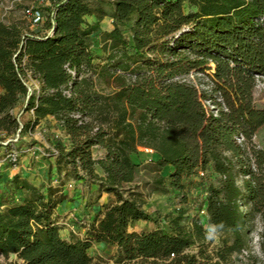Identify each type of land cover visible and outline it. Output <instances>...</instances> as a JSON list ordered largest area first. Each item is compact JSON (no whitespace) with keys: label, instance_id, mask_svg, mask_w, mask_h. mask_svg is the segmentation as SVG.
<instances>
[{"label":"trees","instance_id":"trees-1","mask_svg":"<svg viewBox=\"0 0 264 264\" xmlns=\"http://www.w3.org/2000/svg\"><path fill=\"white\" fill-rule=\"evenodd\" d=\"M50 1L43 27L53 28L51 35L0 18V141L53 115L70 141L57 142L50 153L59 176L65 171L91 182L116 201L91 222L90 237L66 239L56 208L68 195L15 173L5 181L13 192L0 201L3 257L15 254L20 264H93L94 240L116 245L118 262L261 264L239 255L257 219L264 235V146L255 141L264 106L254 101L256 74L264 75V0H109L115 27L100 32L104 55L93 50V35L109 13L89 0ZM93 13L99 21L90 23L86 16ZM127 23L128 35L121 28ZM207 69L211 93L176 79ZM31 81L39 88L31 91ZM217 93L227 109L215 117L203 99ZM20 103L34 111L33 119L20 123L13 112ZM95 146L105 150L102 156L94 155ZM139 147L154 151L159 168L172 167L169 184L180 191L185 177L215 175L203 203L208 226L222 235L211 252L205 225L194 218L187 226L182 207L166 216L169 231L128 230L154 219L131 186Z\"/></svg>","mask_w":264,"mask_h":264},{"label":"rangeland","instance_id":"rangeland-1","mask_svg":"<svg viewBox=\"0 0 264 264\" xmlns=\"http://www.w3.org/2000/svg\"><path fill=\"white\" fill-rule=\"evenodd\" d=\"M89 1H91L94 8H100L109 13V15L113 12V7L109 0ZM47 2L44 4H47ZM35 4L41 5L35 0H0V17L6 21L16 20L23 24H28L30 22L24 15L23 10L25 7ZM185 8L188 9L189 6L186 5ZM121 28L127 35L130 33L129 23L122 25ZM101 43H103V40L96 38V40H93L92 46L96 52L104 55L103 44ZM211 65L214 64L211 63ZM197 71L208 74L211 69H207L208 72ZM98 82L100 86L105 87L102 79L98 80ZM196 82L199 86L201 83H208L204 78L197 79ZM31 86L33 88L32 84ZM109 90L108 88L106 89V91ZM254 101L257 107L264 106V76L259 79L254 88ZM17 113L22 117L21 120L23 122L27 121L25 116L28 112L17 111ZM55 130H57V127L52 124H46L44 127L34 126L30 131L20 132L13 142L10 141L13 136L6 139L9 141L6 146L0 147V156H5L10 149L15 148L20 151V160L16 166H11L7 161L0 170V175L1 177L3 176L0 181V201L6 202L7 195L13 192L10 184L5 181L13 177L16 172L19 173L21 170L27 172L25 175L29 176L31 180L34 178H36L34 180H38L37 177H40L41 180L37 181L40 188L46 191V188L51 185L56 189H61L59 193L63 192L68 195L69 199L64 200L56 208L62 236L70 239L75 235L85 239L90 237L89 226L91 222L98 214L104 211L105 204H111L116 201V196L112 193H99L97 188L92 189L91 182L84 183L80 179L67 175L65 171L59 176L57 169L48 159L51 156V150L55 149L52 147V140L57 139L54 137ZM255 141L260 146H264V125L257 131ZM157 158L154 151L146 147H139L138 151L132 154V159L137 164L138 169L136 180L131 186L134 187V191L142 202L143 207L151 212L154 219L151 221H135L128 230L130 232H144L162 226L169 231L170 224L165 221L166 216L174 213L178 207H182L186 211L185 224L187 226L191 225L194 218H198L205 225L206 246L208 251L211 252L214 247L220 244L222 235L208 226V216L203 203L207 194V186L211 180H214L215 175L209 170L205 171L204 175L200 173V175L185 177L183 179L185 188L180 191L169 184L172 167L159 168L156 163ZM41 168H43L42 173ZM207 173L210 175L205 176ZM201 176H205V178ZM20 194L22 192H17V195ZM262 231V221L257 219L251 232L248 255H244L246 257L245 261L252 255L261 264H264V235ZM199 248L200 246L195 244L192 250L196 251ZM90 254L93 257V264H154L153 258L146 259L143 257L118 262V247L116 245L99 243L94 240L90 247ZM20 262L21 259L15 254H12L9 258L0 256V264H20Z\"/></svg>","mask_w":264,"mask_h":264},{"label":"built area","instance_id":"built-area-1","mask_svg":"<svg viewBox=\"0 0 264 264\" xmlns=\"http://www.w3.org/2000/svg\"><path fill=\"white\" fill-rule=\"evenodd\" d=\"M35 2L40 3L41 5H38V4L37 5L36 4L31 5V6L25 7L23 10L24 15L28 18V20L31 24V29L34 31V33L36 35H43L45 33H48L50 35L53 34L54 33L53 28H50L47 30V29H44V27H43L44 22L46 21L45 8L47 6H51V4H52L51 1L50 0H35ZM45 2H47V4H44ZM72 73L75 74L74 71H72ZM263 76L264 75L256 74L257 82H259V79L262 78ZM202 78L207 80L208 83L207 84L201 83L199 86L198 83L196 82V80L202 79ZM176 79L181 80V81H185L188 83H192L196 87H198V89L205 90L206 92L211 93V79L209 77V74H207V73L198 72L197 70H193L188 74L176 77ZM29 85L31 86V83H29ZM33 89H34V87L32 88V86H31V91ZM65 93L67 95H71L72 91L70 89H68L65 91ZM203 104L206 108L207 114L215 116V117L219 116L221 110L227 109L225 100L220 93H217L213 96L208 95L207 97H205L203 99ZM76 116H80V115L76 114ZM19 120H20V118H19ZM20 123H21V120H20ZM20 130H21V128H20ZM20 130L18 131V133L15 136H13V139L10 140L11 142L15 141L14 138L17 135H19ZM8 141L9 140L0 141V144L6 146ZM237 141L240 144H242L244 141V137L242 135L238 136ZM19 160H20L19 149H15V148L10 149L8 151V153L5 154V156H0V170L3 168V166L6 164L7 161H8V163H10L11 166H16L17 163L19 162ZM204 173H205L204 171H201L202 175H204ZM0 207L3 208L4 206H0ZM248 248H245L242 250V252L239 255L240 260L245 261L246 257H244V255H248ZM0 256H3V255L0 253Z\"/></svg>","mask_w":264,"mask_h":264},{"label":"crops","instance_id":"crops-1","mask_svg":"<svg viewBox=\"0 0 264 264\" xmlns=\"http://www.w3.org/2000/svg\"><path fill=\"white\" fill-rule=\"evenodd\" d=\"M1 18V17H0ZM1 19H3V18H1ZM86 19H87V21L88 22H90V23H95V22H98L99 21V19H98V16H97V14L96 13H93V14H88L87 16H86ZM5 20V19H4ZM6 21V20H5ZM7 22H10V21H7ZM100 30L99 31H97L94 35H93V40H96V38H98V40H102V37H101V34H100V32L101 31H110V30H112V29H114V27H115V24H114V18L112 17V16H110V15H105L100 21ZM101 44H104V42L103 43H101ZM92 48H93V46H92ZM93 50H94V48H93ZM95 51V50H94ZM96 52V51H95ZM98 53V52H97ZM32 85H33V87L34 88H39V83L37 82V81H31L30 82ZM2 91V89L0 88V92ZM17 111H19V112H28L27 113V115L25 116V119L27 120V121H30L31 119H33L34 118V111L33 110H25V104L24 103H20V104H18L15 108H14V110H13V112L15 113V114H17V116L20 118V119H22V117L17 113ZM46 124H52V125H56V127H57V130H55V134H54V137L55 138H57V139H53V137H52V147H54L55 146V144L57 143V142H59V141H61L62 143H64V144H66V145H68L69 143H70V141H69V138H68V136H67V134L65 133V131L61 128V126H60V124L58 123V120L53 116V115H48L47 117H45V118H43V119H41L40 120V122H39V124L37 125V126H45ZM52 149V148H51ZM104 152H105V150L103 149V148H101V147H99V146H95V147H93V153H94V155H96V156H102L103 154H104ZM49 160H50V162L53 164V166L55 167V169H57L56 168V165H55V157L54 156H50L49 158H48ZM43 165H45V164H43ZM97 171L100 173V174H103V171H102V169L100 168V167H98L97 168ZM43 172V168H41V173ZM16 173H18V172H16ZM22 173V174H21ZM27 172H25V171H23V170H21V172H19V174L21 175V176H23V177H26V178H28L30 181H32V183L33 184H35L36 186H38L39 184H38V180H41V178L40 177H37L38 178V180H34V179H36V178H34L33 180H31L30 179V177L29 176H26L25 174H26ZM63 173V172H62ZM42 176H43V174H42ZM79 182V181H78ZM77 182V183H78ZM39 187V186H38ZM95 188H97V185H95V184H93L92 183V189H95Z\"/></svg>","mask_w":264,"mask_h":264}]
</instances>
